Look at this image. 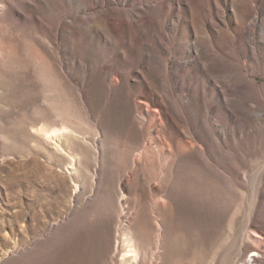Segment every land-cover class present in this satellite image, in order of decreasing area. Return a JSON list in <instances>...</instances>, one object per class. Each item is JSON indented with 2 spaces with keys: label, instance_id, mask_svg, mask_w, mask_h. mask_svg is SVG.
Here are the masks:
<instances>
[{
  "label": "rangeland",
  "instance_id": "374dc122",
  "mask_svg": "<svg viewBox=\"0 0 264 264\" xmlns=\"http://www.w3.org/2000/svg\"><path fill=\"white\" fill-rule=\"evenodd\" d=\"M0 264H264V0H0Z\"/></svg>",
  "mask_w": 264,
  "mask_h": 264
}]
</instances>
